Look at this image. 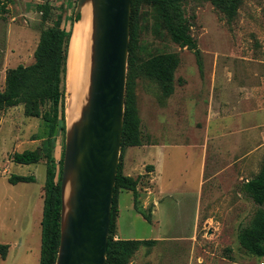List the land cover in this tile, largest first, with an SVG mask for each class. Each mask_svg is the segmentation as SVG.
Instances as JSON below:
<instances>
[{
  "label": "rangeland",
  "instance_id": "obj_1",
  "mask_svg": "<svg viewBox=\"0 0 264 264\" xmlns=\"http://www.w3.org/2000/svg\"><path fill=\"white\" fill-rule=\"evenodd\" d=\"M45 1L56 7L54 18L74 31L77 22L72 26L69 17L78 0H2V88L8 68L35 62L42 28L55 23L42 22L37 5ZM185 11L201 67L193 50L171 40L151 7L140 10L138 61L174 53L179 64L170 96L156 80L137 78L143 144L121 146L119 166L139 179V208L151 212L152 221L135 208L132 191L118 188L113 236L158 240L139 247L130 264H261L264 257L246 251L239 232L259 208L244 184L264 162V0H240L232 18L217 0H188ZM68 97L67 86L66 121ZM24 110L20 104L0 112V244L10 245L0 264H39L41 257L46 160L18 164L12 155L45 152L48 128ZM66 141L67 132L65 138L59 132V170ZM13 174L34 175L36 181L13 184Z\"/></svg>",
  "mask_w": 264,
  "mask_h": 264
},
{
  "label": "trees",
  "instance_id": "obj_2",
  "mask_svg": "<svg viewBox=\"0 0 264 264\" xmlns=\"http://www.w3.org/2000/svg\"><path fill=\"white\" fill-rule=\"evenodd\" d=\"M188 0H133L131 13V42L128 57V76L125 95V114L123 125L122 146H139L143 144L141 133V118L136 95V81L141 74L156 80L166 96L175 91L174 76L179 64L178 56L174 53H158L141 63L135 50V35L140 10L151 7L160 24L170 35L173 42L182 48L193 50L200 67L202 66L201 51L198 40L192 34L191 22L186 16L185 4ZM222 8L232 18L240 0H217ZM0 10L6 12V5L0 0ZM55 8L49 1L39 3L43 23L54 17ZM75 10L69 17L73 26L81 19L82 14L75 15ZM53 25L44 26L40 40L35 50V62L30 65L19 64L8 68L5 76V88L1 86L0 77V112L10 107L23 104L27 116L42 118L47 126V149H28L14 152L12 161L18 164L38 163L46 160V181L44 184V208L41 220V257L39 264H56L62 233L63 197L61 189L62 165L58 169L55 156L56 137L60 134L65 138L66 93H67V63L70 49L72 28L55 19ZM62 164V163H61ZM118 170L114 199L112 206L111 227L106 264H130L134 252L141 246L153 247L157 239H114L116 229V192L118 188L130 190L134 196L135 208L148 220L152 221L151 212L146 213L139 208V179L124 175ZM152 168V167H148ZM9 182H35L34 175L13 174ZM245 191L258 205L252 222L240 229L239 241L241 246L251 254L264 257V162L259 173L248 179L244 184ZM9 244H0V254L5 259L9 253Z\"/></svg>",
  "mask_w": 264,
  "mask_h": 264
},
{
  "label": "water",
  "instance_id": "obj_3",
  "mask_svg": "<svg viewBox=\"0 0 264 264\" xmlns=\"http://www.w3.org/2000/svg\"><path fill=\"white\" fill-rule=\"evenodd\" d=\"M88 1L93 5L89 97L78 121L67 126L56 264H106L122 146L133 0H78L75 15Z\"/></svg>",
  "mask_w": 264,
  "mask_h": 264
},
{
  "label": "bare ground",
  "instance_id": "obj_4",
  "mask_svg": "<svg viewBox=\"0 0 264 264\" xmlns=\"http://www.w3.org/2000/svg\"><path fill=\"white\" fill-rule=\"evenodd\" d=\"M92 33V34H91ZM93 35V5L88 1L82 9V19L78 21L70 42L67 63V122L71 127L80 118V112L89 97L90 71L92 65V46L89 58L88 38ZM90 43V42H89ZM73 181L70 177L66 185V196L72 190Z\"/></svg>",
  "mask_w": 264,
  "mask_h": 264
},
{
  "label": "crops",
  "instance_id": "obj_5",
  "mask_svg": "<svg viewBox=\"0 0 264 264\" xmlns=\"http://www.w3.org/2000/svg\"><path fill=\"white\" fill-rule=\"evenodd\" d=\"M77 23H78V21H77ZM77 23L75 24V27H76ZM75 27H74V29H75ZM91 34H92V33H91ZM91 34H89V38H88L89 58H90V54H91V44H92ZM89 42H90V43H89ZM8 256H9V253H8V255H7V258H8ZM5 259H6V258H5Z\"/></svg>",
  "mask_w": 264,
  "mask_h": 264
},
{
  "label": "built area",
  "instance_id": "obj_6",
  "mask_svg": "<svg viewBox=\"0 0 264 264\" xmlns=\"http://www.w3.org/2000/svg\"><path fill=\"white\" fill-rule=\"evenodd\" d=\"M261 264H264V261H262Z\"/></svg>",
  "mask_w": 264,
  "mask_h": 264
}]
</instances>
